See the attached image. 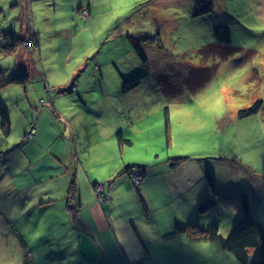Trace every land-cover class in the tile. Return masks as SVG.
I'll return each instance as SVG.
<instances>
[{
  "label": "rangeland",
  "instance_id": "374dc122",
  "mask_svg": "<svg viewBox=\"0 0 264 264\" xmlns=\"http://www.w3.org/2000/svg\"><path fill=\"white\" fill-rule=\"evenodd\" d=\"M213 1L214 11L196 16V0H30L28 4L0 0V30L15 32L22 39L11 55L0 49V106L11 122L8 136L0 123V190L7 195L0 202V264H33L37 239L48 231H36L21 246L25 241L4 217L18 220L15 208L27 197L46 201L54 195L48 180L32 185L31 178L55 174L56 163L63 166L66 159L75 160L66 151V142H75L69 129L75 138L80 129L86 136L79 146L86 155L76 159L79 165L74 169L96 181L104 196L114 194L118 186L108 183V178L119 164L120 169L132 166L135 172L141 167L147 175L156 162L173 170V178L163 177L165 184L159 179L153 195L159 207L156 222L150 224L142 217L145 204L133 192L123 199L125 205L117 199L112 211L129 234L136 235V225L145 239L155 227L162 233V242L172 240L160 246V264L169 262L167 249L181 264H241L223 249L219 238L198 242L175 233L176 226L207 229L218 224L219 235L226 238L247 215L245 200L250 216L264 225V178L251 176L264 174V0ZM216 25L229 26L234 51L205 57L209 53L201 49L216 42ZM155 37L159 42L152 40ZM131 38L141 42L146 63ZM111 58L118 61L110 62ZM200 67L204 71L194 76L197 85L185 86L190 71ZM93 68L101 71L99 77ZM23 72L30 76L28 83H8ZM37 72L36 78L42 80L39 89L31 76ZM124 76L143 79L136 90L124 94ZM32 86L34 90L27 91ZM73 86L78 89L71 93ZM56 95L80 98L73 106H79L84 115L78 116L88 120L72 122V113L60 107L68 99L58 108ZM258 100L263 102L259 113L238 117L240 110ZM106 115L119 123L113 133L105 127L111 121ZM33 127L35 138L29 136ZM65 129L68 133L63 137ZM89 129L93 133L87 137ZM120 130L131 144L119 145ZM160 169L164 168L156 167ZM124 178L132 187L141 185L128 175ZM208 199L211 207L200 212ZM41 224L43 228L45 223ZM22 234L25 239V231ZM70 245L74 250L75 242Z\"/></svg>",
  "mask_w": 264,
  "mask_h": 264
},
{
  "label": "crops",
  "instance_id": "0c3cea01",
  "mask_svg": "<svg viewBox=\"0 0 264 264\" xmlns=\"http://www.w3.org/2000/svg\"><path fill=\"white\" fill-rule=\"evenodd\" d=\"M16 1H18V4H28V2H30V0ZM116 60L117 58H111L109 61L114 62ZM20 70L24 71L23 68H20ZM35 70L36 69L34 68V72ZM93 73H96L94 68ZM38 75H40V72H37L36 74L33 73L31 75L35 77L34 84L38 85L36 86L37 89L42 88V80L36 78ZM44 76L46 77L47 74H44ZM125 78L131 77L126 76ZM67 81L68 79L66 82ZM32 90H34L33 86L31 88H27V91L29 92ZM65 99H68L67 104L60 107L63 110L69 111L70 114L72 113L70 116L72 118V122H85L88 120H82L83 118L78 116L77 113H80V116H83L84 111L81 110L79 106H73V104H75L74 102L81 100L76 96L67 97L63 95H56L55 106L58 107L57 104ZM69 108L71 110H69ZM45 111L46 109L41 110V115H44ZM89 117L90 116H87V118ZM105 117L112 121L107 122L105 127L108 129L111 128L110 133H113L119 128V123L111 116L106 115ZM38 131L39 130H37V134ZM91 131L92 129L85 131L87 137H90L93 133ZM66 133H68V129L64 130L63 137H65ZM69 133L72 134L75 142L70 140L66 142V145L68 146V149L66 150L68 153L67 156H70L75 160L72 161L70 159H66L63 166L59 165L60 163L55 162L56 166L53 167L54 170L56 169L55 174L31 178L32 185H41L46 183L45 181L48 180L53 184L54 195H51V197H49L46 201H39L35 196L27 197L25 202L18 201V206H20V208H15L16 210L19 209L18 212L20 214V218H18V220L11 221L9 217H4L8 223L10 221L12 224L11 226H13V229L16 232L15 234L18 235V238L25 241L24 243H21V246H24V244L26 245L27 238H31L36 231H48L46 235H41L37 239L39 244L31 253L33 264H79L81 261L82 264H139V262L142 264H160L157 258V254H159L158 250L160 246H164L162 243H172V240L165 239L162 242V233L161 231L158 233L157 228L155 227L154 234L151 233V235L145 239L143 238V235L137 231L136 225L134 226L136 235L129 234V232L125 228H122L121 224H119V217H114L112 211H114L117 207V199L119 205H125L122 203L123 199H126L127 194L130 195L133 192L134 196L138 195V197L141 198V202L145 204L142 217L144 219L147 218L150 224L156 222V218L159 217L156 211L159 210V207L156 206L157 202H155L153 195H157L160 180L163 184H165L163 181V177L165 175L166 178L174 177L173 170L163 162V164L156 162V167L164 168L165 170L160 169L159 171H156L155 167L150 174L146 175L143 182H141L139 189H136L137 187H132L133 183L130 180L125 179L121 174L129 165L120 169L121 165L119 164L114 174L108 178V180L111 179L110 181L117 178V182L114 184L118 183V186L114 194L110 193V195H107V202L101 203L97 201L96 194H94L95 192L93 186L96 181L90 179L89 175H86V173L84 174L77 169H74V167L77 168L79 165V161L76 159H83L81 157V154L83 153L79 151V146L85 142L86 136L83 137L84 131L82 132L80 129L76 138L74 136L73 129H69ZM56 138L59 140L60 133L56 136ZM2 142V136H0V149L2 147ZM74 148L76 153L75 155L73 153ZM85 155L86 154H83V156ZM120 174L122 176H120ZM76 179L78 181V185ZM22 181L23 180L20 182L21 184H23ZM74 182L76 184V193H74L73 197H70V186H72ZM167 183L169 184L170 181ZM22 192L26 193L27 189L24 188ZM22 192H17V194H21ZM117 196L119 197L117 198ZM2 198H4V194L3 191L0 190V202L3 201ZM164 205L165 208H167L168 205ZM25 211L28 212L26 213ZM14 221L16 226L12 223ZM42 222L45 223L43 224V228L41 224ZM69 230H71L73 235L69 233ZM139 230L141 231V226L139 227ZM22 231H25V239L22 237ZM121 233L126 236H123ZM75 237L77 238V242L75 241ZM41 240L46 242L43 244L40 242ZM71 240L72 242H75L74 250L70 245ZM164 251L169 255L168 264H181L179 259L175 257L169 249ZM77 254L80 257L77 256Z\"/></svg>",
  "mask_w": 264,
  "mask_h": 264
},
{
  "label": "trees",
  "instance_id": "16d2710c",
  "mask_svg": "<svg viewBox=\"0 0 264 264\" xmlns=\"http://www.w3.org/2000/svg\"><path fill=\"white\" fill-rule=\"evenodd\" d=\"M197 3V12L196 16H200L203 14H208L212 11H214V1L213 0H196ZM214 34L216 36V42L213 44H210L203 49H201L204 53H209L205 57L210 56H216L217 54H230L234 51V46L231 44V33L230 28L228 25H216L214 26ZM21 38L18 34L15 32H7L4 30H0V49L1 52L4 55H11L13 54L17 48L19 47L21 43ZM152 40L154 42H159V38L155 37ZM133 48L139 55V57L142 59L143 62H147V58L145 53L143 52L141 48V42L138 39L131 38ZM97 69L99 67L97 66ZM95 70L98 77L101 71ZM200 71H204L203 67L200 68H194L190 71L188 77L184 81V85L188 87L196 86L197 83L194 80V76L200 74ZM0 73L2 71L0 70ZM213 74V71L209 72L207 74V79H210ZM123 80V90L122 92L124 94L129 93L130 91H134L138 88V86L141 84V81L143 77H138L136 79L131 78H125ZM30 81V76L28 73H22L17 77H14L13 79L9 80L8 83H17V84H26ZM161 83L166 84L165 80H160ZM199 84V83H198ZM78 87L73 86L71 89V93L73 91H77ZM166 94L170 91L163 90ZM263 107V102L261 100H258L252 107L246 110H240L238 113L239 118H245L254 114H257L260 112V110ZM56 114V111H54ZM165 115H166V124L169 126L170 118H169V111L168 108L165 109ZM0 118H1V128L6 136H8L11 132V122L9 120V117L3 107L0 106ZM34 128V127H33ZM32 128V129H33ZM31 132V131H30ZM36 133V128H35ZM116 137L120 143V145L124 144H131L129 139L124 138L122 130L118 131L116 133ZM132 166H127L124 172L121 174L125 176L129 172H135L131 169ZM139 175V177L144 180V178L147 175V170H144L141 167H138L137 172H135ZM120 174V176H122ZM134 174V173H133ZM263 175H257L256 172L252 173L251 176L254 178H264ZM119 178V177H118ZM117 179V178H116ZM115 179L112 181H109L108 183H115ZM99 186V184L96 182L94 184V188L96 189ZM212 188L214 189L212 183ZM2 191V190H1ZM74 193H76V184L75 182L70 186V197L74 196ZM4 196L5 193L3 192ZM212 201L210 199L206 200L204 203L201 204L200 212H206L211 207ZM244 209L247 215L243 218H241L234 226L231 233L228 235V237L224 238L219 235V226L218 224H213L207 229H202L198 227L197 225H186L183 227L176 226L175 227V233H184L187 235V237L193 241H211L213 239L219 238L221 240V244L223 249L231 252L240 262L241 264H264V225L253 219L249 214L248 209V203L245 200L244 203ZM139 264H142L139 262Z\"/></svg>",
  "mask_w": 264,
  "mask_h": 264
},
{
  "label": "built area",
  "instance_id": "2783aa9c",
  "mask_svg": "<svg viewBox=\"0 0 264 264\" xmlns=\"http://www.w3.org/2000/svg\"><path fill=\"white\" fill-rule=\"evenodd\" d=\"M34 136H35V128H33L31 130V132H30V137L34 138ZM130 177H131V179L133 180L134 183L135 182H140L141 183V178L138 175L130 174ZM95 194H96V197H97V201H99L101 203L106 202L107 199H108L106 195L105 196L103 195L104 191H103L102 188L101 189H97L96 188Z\"/></svg>",
  "mask_w": 264,
  "mask_h": 264
},
{
  "label": "clouds",
  "instance_id": "9594fccd",
  "mask_svg": "<svg viewBox=\"0 0 264 264\" xmlns=\"http://www.w3.org/2000/svg\"><path fill=\"white\" fill-rule=\"evenodd\" d=\"M30 136V135H29ZM135 174V175H138L137 173H135V172H129L128 174H126V175H128L129 177H130V174ZM139 176V175H138ZM133 181V180H132ZM141 182H143V180L141 179ZM137 187H139V185L137 186ZM107 202V201H106Z\"/></svg>",
  "mask_w": 264,
  "mask_h": 264
}]
</instances>
